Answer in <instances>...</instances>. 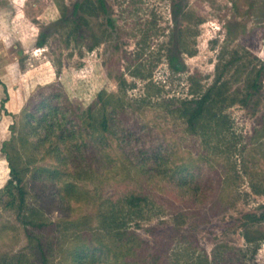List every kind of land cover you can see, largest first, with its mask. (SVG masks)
Here are the masks:
<instances>
[{
	"label": "rangeland",
	"instance_id": "1",
	"mask_svg": "<svg viewBox=\"0 0 264 264\" xmlns=\"http://www.w3.org/2000/svg\"><path fill=\"white\" fill-rule=\"evenodd\" d=\"M170 54L182 70L169 66ZM233 58L222 79L229 94L239 88V99L215 108L225 115V128L210 136L190 131L177 107L211 85L217 65L221 70ZM261 64L264 0H0V264L37 262L25 231L26 224L34 227L17 210L6 151L26 189L27 209L59 224L43 231L56 243L53 264H67L59 246L74 248L79 239L75 224L65 229V223L87 217L82 226L96 227L99 204L133 180L134 169L127 178L122 163L125 150L154 147L162 157L156 172L188 163L196 191L208 195L198 197L181 225L198 242L187 262L203 254L200 248L211 258L221 242L247 249L245 214L264 209V193L251 187L253 179H264V67L258 86L250 72ZM111 94L118 110L113 133L87 117L91 105L99 109ZM37 105L38 113L48 110L47 120L37 119ZM154 191L162 193L159 186ZM223 192L228 203L236 196L234 204L221 203ZM128 225L165 243L163 231L174 222L165 211ZM154 225L159 234L149 231ZM246 251L248 263L264 264V240L254 255Z\"/></svg>",
	"mask_w": 264,
	"mask_h": 264
},
{
	"label": "trees",
	"instance_id": "2",
	"mask_svg": "<svg viewBox=\"0 0 264 264\" xmlns=\"http://www.w3.org/2000/svg\"><path fill=\"white\" fill-rule=\"evenodd\" d=\"M57 5L62 11V4L57 3ZM190 13L193 12L190 10ZM107 20L112 23L111 18ZM42 41L40 40V42ZM234 60L236 59L233 58L223 64L221 70L218 64L217 73L212 84L205 90L198 92L199 94L182 100L177 107L186 122L187 129L190 131L201 132L206 136H210V134L219 132V130L222 131V128H225L226 117L221 109L216 111L215 108L218 102L219 105H222L229 97L230 102L239 99L237 97L239 88L229 94V81L222 79L223 70L230 66ZM168 63L174 70H182L184 67L183 64L177 62L173 54L168 56ZM242 65L244 64L238 65V70L246 68L245 65V67ZM263 67L264 64H261L259 68L255 66L251 68L250 72L253 73L252 85L258 86L257 79L261 76ZM190 77L192 78V76ZM3 86L4 92L7 94L5 84ZM6 97L1 99V107H4ZM117 100L120 105H123L121 98ZM112 101L116 102L113 94L108 96V100L104 101L99 109L94 110L91 105L87 111V117L92 123L95 122L101 131L111 133H113L112 124L118 111ZM106 103L110 104L109 107ZM38 110H40L39 105H37L36 112H34L37 114V119L40 121L47 120L48 110L39 113ZM259 136H262V133L259 134L258 130H255V137ZM9 142H4L7 149L11 144ZM261 145L264 146V143L261 142ZM154 148H148L144 153H141V151L130 153L125 150L127 163L126 165L124 162L122 163L125 170L128 171L126 173L127 178L130 177V168L134 169L135 179L132 180L134 183L129 181L122 190H116L109 198L103 199L102 203L99 204L97 213L99 224L96 227H91L88 224L82 226L89 220L87 217L65 223V229L68 225L75 224L79 234L78 242L74 245V248L65 250L63 246H59V250L67 259V264H250L247 262L246 250H250L254 255L259 242L264 240V209L258 213L249 212L245 214V217L250 221V224L244 226L242 232V236L247 243V249L221 242L214 246L211 258L203 248H200L203 254H198L195 261L187 262L186 256L189 253H195L197 248H191L193 245L197 246L198 242L195 234L182 230L181 225L186 221L188 215L194 212L192 206H194L198 197L201 201L203 197L208 195L196 191L199 187L198 184L192 183V174L188 172V163L177 164L173 167L169 166L156 172V164L162 160V157L159 154L160 151ZM6 158L11 175L9 183L16 182V207L19 212L23 213L21 219L24 224L31 223L34 228L41 232V234H35L34 228L30 229L27 224L25 226L29 243L34 249V254H36V264H53L49 261V255L53 252L55 241L54 239L45 240L46 235L43 234V231L44 229L47 232L53 231L58 228L59 224L52 221L48 222L40 216L35 217L34 213L39 214L36 208L27 209L26 189L22 184L15 159L9 151H6ZM148 159L151 160L152 164L148 163ZM236 176L238 177V175ZM228 178L229 174L224 177V181ZM255 181V179L251 181L252 189L257 193H264V179L259 180V182ZM156 186L161 187L162 193L154 191ZM227 195L224 192L219 195L221 203H226L225 205L234 204L236 196L233 194L230 198L231 201L228 203ZM171 197H173L172 200ZM225 199L227 202H224ZM174 200L177 201V204ZM165 211L171 213L174 222L173 227L166 228L163 231L167 234L165 243H162L156 237L152 241L143 238L128 225L133 219H150L153 216H160ZM149 231L152 234H159L157 225L152 226ZM105 234L109 235V241L105 240ZM175 239L178 248L177 252L172 253L171 247ZM250 258L253 259L252 255ZM252 264L256 263L253 262Z\"/></svg>",
	"mask_w": 264,
	"mask_h": 264
}]
</instances>
